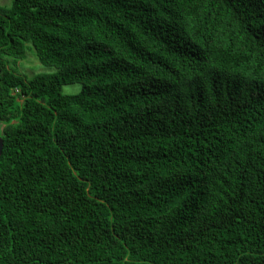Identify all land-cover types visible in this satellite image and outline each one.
I'll use <instances>...</instances> for the list:
<instances>
[{
  "label": "trees",
  "instance_id": "obj_1",
  "mask_svg": "<svg viewBox=\"0 0 264 264\" xmlns=\"http://www.w3.org/2000/svg\"><path fill=\"white\" fill-rule=\"evenodd\" d=\"M0 137V264H264V0L0 5Z\"/></svg>",
  "mask_w": 264,
  "mask_h": 264
},
{
  "label": "rangeland",
  "instance_id": "obj_2",
  "mask_svg": "<svg viewBox=\"0 0 264 264\" xmlns=\"http://www.w3.org/2000/svg\"><path fill=\"white\" fill-rule=\"evenodd\" d=\"M11 2L12 0H0V5L9 6ZM14 67L18 73L25 75L26 77H33L37 74H54L58 70L55 67H49L41 64L32 50L27 51V55L24 60L14 63ZM81 91V84L67 85L62 88V92L65 95H74L80 93Z\"/></svg>",
  "mask_w": 264,
  "mask_h": 264
},
{
  "label": "water",
  "instance_id": "obj_3",
  "mask_svg": "<svg viewBox=\"0 0 264 264\" xmlns=\"http://www.w3.org/2000/svg\"><path fill=\"white\" fill-rule=\"evenodd\" d=\"M3 147H4V143H3L2 138L0 137V158H1V156H2Z\"/></svg>",
  "mask_w": 264,
  "mask_h": 264
}]
</instances>
